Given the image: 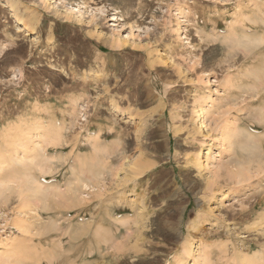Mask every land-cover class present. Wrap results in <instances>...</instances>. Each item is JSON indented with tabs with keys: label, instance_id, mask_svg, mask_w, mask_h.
Returning <instances> with one entry per match:
<instances>
[{
	"label": "rangeland",
	"instance_id": "1",
	"mask_svg": "<svg viewBox=\"0 0 264 264\" xmlns=\"http://www.w3.org/2000/svg\"><path fill=\"white\" fill-rule=\"evenodd\" d=\"M247 32L264 0H0V264H264V152L234 183L228 139L264 79Z\"/></svg>",
	"mask_w": 264,
	"mask_h": 264
},
{
	"label": "bare ground",
	"instance_id": "2",
	"mask_svg": "<svg viewBox=\"0 0 264 264\" xmlns=\"http://www.w3.org/2000/svg\"><path fill=\"white\" fill-rule=\"evenodd\" d=\"M249 34L250 33H248V35L247 34L245 35V39H247L248 45L251 44V45H254V46L256 45L257 46V45L263 43L262 41H264V40H261L259 38V36L258 37H253L254 35H252V37H251V35H249ZM262 36L263 35H261L260 37H262ZM245 44H247V43H245ZM259 71L260 70H258V71L257 70L251 71L248 74V80H247V82H248L247 83L248 84V88H249V90L252 91V93H250L251 99H254L253 104L257 106V109L255 110V112L251 113L252 114L251 116L253 118L250 119L247 122L246 121H243V123H242L243 125L242 124H239L238 126H235L234 128L233 127H230L229 128V133H228V135H229L228 136L229 137L228 139H229L230 145L232 147L234 145H236V144L237 145H241V147H243V149L248 154V155H245L248 158L247 157L246 158L244 157L245 158V161H246L245 164H247V166L246 167H244V166H240L239 167V165H241V164L240 163L238 164L236 162V164H238V166L236 165V168L235 169H237V170L231 172V178H232V180L235 181V182L234 181L233 182L234 183H238V184L240 182L242 183V182H244L246 180H249L250 181V179H252V173H251L252 170L250 171L251 164L252 165L255 164V166L256 165H260V164H258V162L260 163V159L263 158L261 156L259 158L258 157V153H257V151L261 152V150H263V152H264V94L261 93V96H257V94H258L257 92L259 91V88L263 86L262 82L264 81V79H263L262 73H259ZM259 80L262 81L261 83H259L260 85L262 84V86H260V87H258L259 84L257 86V83H258ZM253 90L254 91L257 90L256 91L257 94L254 93ZM247 92H249V91H247ZM255 97H256V99H255ZM253 104H251L252 107H253ZM23 139H24V137L21 138V139L19 138L16 142H20ZM213 153L214 152H213L212 149L207 152L208 156H210V157L213 156ZM238 153H239V149H238ZM256 154H257V156H256ZM257 157H258V159H257ZM15 158L18 160L17 162H20V163L22 161H25L24 160L25 159V156H23V157H21V156H15ZM26 159H29V157L26 158ZM241 159L243 160V158L240 157V160ZM256 159H257V163H255L256 162ZM35 160H36V158H32L30 160L31 161L30 163H27L23 168H21L22 169V170L20 169V172L22 171L21 173L20 172L19 173L17 172L19 169H15L16 170L15 172H17L19 174V179L21 181V188H22V191H23L22 193H24L25 195L26 194H30L31 196H33L34 198L39 199V200L40 199L45 200V198L47 199V197L45 196V194H43V191H42L43 185L37 183V182H39L38 179H37L38 177L36 176V174H33V172L35 171L36 166H37V165H35V166L33 165L35 163ZM237 160H238V158H237ZM3 163L4 162H2V163L0 162V165H2ZM242 164H243V162H242ZM261 165H263V164H261ZM248 166H249V168H248ZM233 167H234V164H233ZM261 169L262 168H258L257 170H261ZM141 172H144V171L141 170ZM253 172H255L254 169H253ZM0 191H1V189H0ZM40 201H42V200H40ZM260 218H262V220L258 221L257 222V225L264 223V213L260 216ZM54 229H55V224L54 223H51V224H48V225L45 224V225H43V231L42 232L45 234L47 232L48 233L49 232H52ZM80 234L81 233H79L78 235H80ZM78 238H79V236H78ZM191 251L192 250L190 249L189 255L194 258V263L193 264H200V263L197 262V258L198 257H196L194 255V253H192ZM29 254L31 255V252ZM242 257H241V260H243L244 258L245 259L248 258V256L246 257L245 255H242ZM249 259L250 258H248V260ZM207 261H208V259H204V261L201 262V264H206ZM17 262L19 264H26L25 260H19L18 258H17ZM247 264H254V262L251 259L250 262H248Z\"/></svg>",
	"mask_w": 264,
	"mask_h": 264
}]
</instances>
